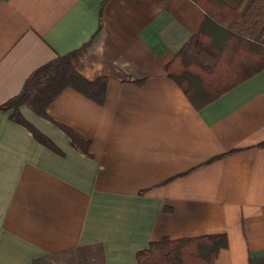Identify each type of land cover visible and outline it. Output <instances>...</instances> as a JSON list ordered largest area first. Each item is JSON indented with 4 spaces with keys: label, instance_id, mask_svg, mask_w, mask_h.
<instances>
[{
    "label": "crops",
    "instance_id": "crops-1",
    "mask_svg": "<svg viewBox=\"0 0 264 264\" xmlns=\"http://www.w3.org/2000/svg\"><path fill=\"white\" fill-rule=\"evenodd\" d=\"M206 16L195 0H0V106L88 43L78 72L108 79L103 106L67 89L47 118L20 108L56 150L0 112V264H138L212 235L228 241L214 264H264V69L231 71L201 108L166 72L203 25L213 48L190 71L225 49L231 29Z\"/></svg>",
    "mask_w": 264,
    "mask_h": 264
},
{
    "label": "trees",
    "instance_id": "trees-1",
    "mask_svg": "<svg viewBox=\"0 0 264 264\" xmlns=\"http://www.w3.org/2000/svg\"><path fill=\"white\" fill-rule=\"evenodd\" d=\"M206 12V20L212 19L231 29L225 49L212 53V65L196 63V71H190L192 62H187L189 52L197 46H209L205 41L204 25L166 67L167 75L175 81L194 106L201 108L239 82L229 81L231 71L241 74L238 81L247 79L264 69V0H195ZM90 43L80 50L59 56L36 69L26 80L21 92L0 106L1 111H11V120L23 126L35 140L56 150L54 144L30 124L20 108L27 106L36 115L47 118L49 106L67 89H73L99 106L106 101L108 79L101 77L90 81L78 72L81 56L87 53ZM242 45V46H241ZM195 76L205 100L201 104L198 90L187 80ZM73 145L76 136L67 130ZM264 146V144H263ZM228 241L225 235H212L182 240L163 239L153 242L137 253L138 264H214Z\"/></svg>",
    "mask_w": 264,
    "mask_h": 264
}]
</instances>
